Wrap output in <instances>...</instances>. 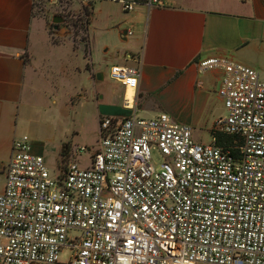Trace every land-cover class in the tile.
<instances>
[{
	"label": "built area",
	"instance_id": "2783aa9c",
	"mask_svg": "<svg viewBox=\"0 0 264 264\" xmlns=\"http://www.w3.org/2000/svg\"><path fill=\"white\" fill-rule=\"evenodd\" d=\"M120 5L127 12L134 2ZM125 57L136 65L112 64L108 77L133 95L140 58ZM213 68L225 114L206 144L166 113L99 118L84 166L49 168L27 134L14 139L0 192V264H264V79L230 57L197 62L199 73ZM63 249L71 254L60 263Z\"/></svg>",
	"mask_w": 264,
	"mask_h": 264
},
{
	"label": "crops",
	"instance_id": "0c3cea01",
	"mask_svg": "<svg viewBox=\"0 0 264 264\" xmlns=\"http://www.w3.org/2000/svg\"><path fill=\"white\" fill-rule=\"evenodd\" d=\"M76 1L80 5L90 4L89 25L94 3L100 9L114 5L120 15L112 19L111 24L116 28L112 30L130 48L129 52L115 56L117 63L114 64L136 65L126 54L140 58L133 95L116 82L111 91L97 87L90 100L84 99L92 107L96 121L103 116L119 120L132 114L150 118L166 113L174 122L188 125L192 139L199 142L203 133L210 136L216 102L223 104L217 95L220 70L213 68L199 73L197 62L230 57L245 65L264 59V0ZM120 1L134 2L132 10L122 11ZM60 2L0 0V192L12 142L29 133L27 125L34 108L44 98L42 91L50 89L36 56L42 55L43 48L48 50L64 43V40L53 41L48 29L54 15L47 9L56 8ZM86 36L85 41L70 39L74 48L78 43L83 45L85 57ZM84 70L89 80L101 82L104 78L102 72L94 76L88 61ZM70 73L80 75L81 67L70 68ZM72 85L79 103L84 90L79 81ZM124 95L127 98L132 95L128 107L123 105ZM72 100L73 96L69 97L70 103ZM27 136L31 151L45 160L48 154L43 144ZM63 150L67 152L65 147Z\"/></svg>",
	"mask_w": 264,
	"mask_h": 264
},
{
	"label": "rangeland",
	"instance_id": "374dc122",
	"mask_svg": "<svg viewBox=\"0 0 264 264\" xmlns=\"http://www.w3.org/2000/svg\"><path fill=\"white\" fill-rule=\"evenodd\" d=\"M60 5L48 7L47 11L62 18L58 24L49 22V30L53 33L51 39L56 42L64 43L52 49H41L42 55L36 56L39 59L41 73L50 84V89L42 91L44 97L40 104L33 110L32 119L27 125L29 133L33 140L41 142L46 149L47 157L45 159L49 168L56 169L62 166L66 161H76L84 166L91 155L97 149L99 141L98 121L93 115L91 106L84 103V99L90 100L92 91L100 87L105 91H111L117 83L110 80L108 71L112 64L117 63L113 58L120 56L124 52H129L130 48L120 40L116 29L111 24L112 19L117 18L120 12L114 5L102 6L101 9L96 3L93 4V14L91 23L88 26L87 33L84 29L85 16L82 14V6L76 0H60ZM42 6V5H41ZM42 8V7H41ZM51 19V18H50ZM59 28V31L54 29ZM126 29V27H123ZM87 57L82 44L78 43L74 48L71 45V38L75 41L83 38L87 40ZM66 40V41H65ZM89 62L94 76L98 72L104 74L101 82H94L87 79V73L84 70V64ZM81 67V74L70 73V68ZM245 66L256 70L260 77L264 79V59L255 61ZM79 81L83 88V97L78 98L74 95L73 85ZM114 97L116 96L113 94ZM73 96L72 103L69 97ZM119 101L121 96H119ZM52 100L54 102L52 103ZM225 110L220 102H216L213 111L214 117L222 116ZM209 142V136L206 133L201 135L198 143L206 144ZM67 152H63V148ZM79 147L85 148V151L78 153ZM151 160L153 163H160L161 157L156 150L151 151ZM77 232L70 230L68 237L76 235ZM71 252L63 249L58 253V262L64 263L68 260ZM203 264V263H197Z\"/></svg>",
	"mask_w": 264,
	"mask_h": 264
},
{
	"label": "trees",
	"instance_id": "16d2710c",
	"mask_svg": "<svg viewBox=\"0 0 264 264\" xmlns=\"http://www.w3.org/2000/svg\"><path fill=\"white\" fill-rule=\"evenodd\" d=\"M82 14L85 16V23H84V29L86 31V27L87 25H89V18H90V14H91V6L90 4L88 3L86 6H82ZM52 25V24H50ZM52 32L49 30V34H51ZM83 41H85L83 38H82ZM227 139L223 136H218V142H224L226 141Z\"/></svg>",
	"mask_w": 264,
	"mask_h": 264
},
{
	"label": "water",
	"instance_id": "95a60500",
	"mask_svg": "<svg viewBox=\"0 0 264 264\" xmlns=\"http://www.w3.org/2000/svg\"><path fill=\"white\" fill-rule=\"evenodd\" d=\"M62 21V18H60L59 16H57V15H54V16H52V18H51V23H53V24H58V23H60Z\"/></svg>",
	"mask_w": 264,
	"mask_h": 264
},
{
	"label": "bare ground",
	"instance_id": "6f19581e",
	"mask_svg": "<svg viewBox=\"0 0 264 264\" xmlns=\"http://www.w3.org/2000/svg\"><path fill=\"white\" fill-rule=\"evenodd\" d=\"M129 93V92H128Z\"/></svg>",
	"mask_w": 264,
	"mask_h": 264
}]
</instances>
